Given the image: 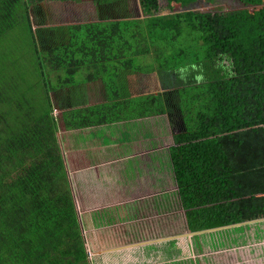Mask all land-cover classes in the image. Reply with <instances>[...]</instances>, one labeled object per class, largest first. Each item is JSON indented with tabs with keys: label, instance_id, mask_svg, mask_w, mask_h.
I'll use <instances>...</instances> for the list:
<instances>
[{
	"label": "trees",
	"instance_id": "obj_1",
	"mask_svg": "<svg viewBox=\"0 0 264 264\" xmlns=\"http://www.w3.org/2000/svg\"><path fill=\"white\" fill-rule=\"evenodd\" d=\"M73 2L91 0H0V37L25 25L44 80L49 71L92 66L86 83L105 79L109 90L114 62L126 77L154 76L160 90L128 97L127 108L163 116V145L179 187L178 203L164 205V214L264 194V24L216 25L207 12L160 15L152 0H141L145 16L134 13L136 0H93L95 20L68 24L72 8L65 6ZM75 83L77 95L87 90ZM108 96L87 107L70 98L60 120L49 99V112H27L38 118L20 128L0 116V264H91L74 154L58 141L56 121L74 141L78 129L129 119L115 114V94ZM0 106H8L1 89Z\"/></svg>",
	"mask_w": 264,
	"mask_h": 264
},
{
	"label": "crops",
	"instance_id": "obj_2",
	"mask_svg": "<svg viewBox=\"0 0 264 264\" xmlns=\"http://www.w3.org/2000/svg\"><path fill=\"white\" fill-rule=\"evenodd\" d=\"M149 76L117 75L109 90L105 79L85 84L96 86L86 107L115 94V114L130 117L78 129L75 148L66 149L74 154L77 213L91 264H264V194L164 214V205L178 203L179 187L162 144L163 116L127 108L128 97L149 94ZM122 87L128 94L119 97ZM220 207L222 216L211 213Z\"/></svg>",
	"mask_w": 264,
	"mask_h": 264
},
{
	"label": "rangeland",
	"instance_id": "obj_3",
	"mask_svg": "<svg viewBox=\"0 0 264 264\" xmlns=\"http://www.w3.org/2000/svg\"><path fill=\"white\" fill-rule=\"evenodd\" d=\"M78 2L75 4L73 2L65 6V8L67 6L72 8V10L68 13V17L65 19L66 22H68V24H74L80 22V20L84 21L86 18H88V20L90 18L91 21L95 20L93 15V0H91L90 6L89 3H87L86 6L84 3L78 4ZM152 3L155 7H157V10L161 15L207 12L209 14L210 21L216 25L223 24L232 27H246L264 24V1L262 0H254L251 4L246 1L239 0H216L215 3L207 2V0H152ZM142 4L141 0H136L134 13L145 16L143 15L144 10ZM61 7L64 6L62 5ZM86 8H88V10H86ZM79 10H84V12L87 11V14H84L83 12L76 14ZM135 62H137V64L139 63L138 60H135L134 63ZM81 66L82 69L74 70V68H72L59 74L49 71L46 80H44L42 70H40L39 66L36 67L34 51L31 45V40L27 34V27L23 24L19 25L17 30L12 31L4 37H0V89L4 91V97L8 102V106H0V116L6 114L4 117H6L5 119L7 122L11 123L14 127L20 128L23 125H29L31 120L34 121L38 118V116L30 115L27 112L37 113L38 115H46L50 110L51 101L53 107L56 109L54 111V116H58V119L60 120L59 117H62L61 108L71 107L69 104L70 98H72L75 103L76 100L81 102L82 99L85 100L89 91L94 94L96 89V86H94L93 89L88 87L87 90L84 89L77 95L79 89L70 87V84L74 81L76 82L75 86L77 83L82 81L86 83V80H88L90 76L95 73L93 70L95 69L94 67H83L84 65ZM111 67L112 72H110V77L115 75L122 77L124 75L123 73L127 72L121 68L119 63L116 62L112 63ZM207 70L210 71L209 68H207ZM59 76L63 78L62 80H68V83L64 86L65 89H63V86L60 85L62 80L59 82ZM149 81L152 82V80ZM117 83L122 85L123 80L119 79ZM138 83L139 82L136 81V84ZM152 83L154 84L151 85L147 82V84L152 87L148 89L152 92L159 91L160 88H158V83L154 81ZM56 90H62L63 92ZM87 97L89 99L87 103L91 104L92 100H94L92 99L93 96ZM95 99L99 101L100 97H95ZM51 116H53V114H51ZM3 123L4 120L2 119L0 125H3ZM56 125L58 141L63 145H69L70 149H74L76 146L75 140L73 141L70 139L68 134L63 131L64 123L56 121ZM162 125H164L163 121ZM138 136L141 138L143 137L141 131L139 130ZM162 137V144H164L168 138L166 136ZM77 141L80 143L81 138ZM66 152H68V150ZM258 200L260 201L259 198ZM243 203L245 205L246 202ZM217 209L219 210L213 211L205 209L201 212L213 211L211 213L216 217L222 216L225 212L224 210H221L223 207ZM87 246L90 248L89 242L87 243Z\"/></svg>",
	"mask_w": 264,
	"mask_h": 264
}]
</instances>
